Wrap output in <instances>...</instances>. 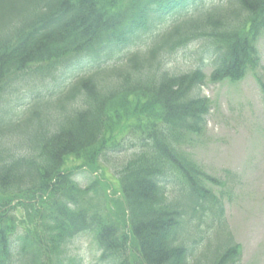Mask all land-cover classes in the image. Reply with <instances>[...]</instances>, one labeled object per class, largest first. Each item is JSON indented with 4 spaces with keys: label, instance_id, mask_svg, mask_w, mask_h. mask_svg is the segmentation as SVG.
I'll list each match as a JSON object with an SVG mask.
<instances>
[{
    "label": "trees",
    "instance_id": "trees-1",
    "mask_svg": "<svg viewBox=\"0 0 264 264\" xmlns=\"http://www.w3.org/2000/svg\"><path fill=\"white\" fill-rule=\"evenodd\" d=\"M261 36L264 0H0V264H69L63 246L88 231L103 264H240L210 187L222 182L182 147L212 109L203 85L256 74ZM199 42L193 69L166 68ZM18 76L39 84L21 114ZM124 131L138 151L117 173L114 223L100 210L109 184L71 177L103 171ZM16 140L30 154L16 158ZM19 209L28 223L13 241Z\"/></svg>",
    "mask_w": 264,
    "mask_h": 264
},
{
    "label": "rangeland",
    "instance_id": "rangeland-1",
    "mask_svg": "<svg viewBox=\"0 0 264 264\" xmlns=\"http://www.w3.org/2000/svg\"><path fill=\"white\" fill-rule=\"evenodd\" d=\"M201 43L179 50L176 56L168 55L164 65L170 72H189L198 65L197 56L204 47ZM142 49L139 47V50ZM257 50L261 63L256 74L248 73L243 80L234 83L206 82L203 85L201 95L210 99L212 109L206 116L202 134L191 140L188 138L182 147L183 152L203 172L222 182L221 186L210 187H213L215 195L223 199V220L232 240L240 246V264H264V102L257 82L260 79L264 84V36L259 38ZM204 72L209 77L210 67L207 66ZM12 81V85H17L12 100L22 105L19 109L15 108V113L21 114L31 95L37 92L39 84L28 76H18ZM53 117L50 112L49 120L43 115V123L48 122L42 125H49ZM35 124L30 134L39 128L37 121ZM122 138H119L117 151L107 153L99 161L103 171L82 169L71 177L81 181V187L94 183L96 177L109 184L110 188L105 189L109 199H101L100 210L104 216L113 218L114 223L121 217L118 210L120 191L117 173L138 151L137 147L134 148L136 137L133 134L124 131ZM8 148L16 158L32 151L28 145L23 146V140L9 143ZM88 198L98 204V197L94 193H89ZM14 218L16 237L26 232L28 217L23 209H19ZM63 247L66 251L61 254V258H64L63 261H66L65 258L71 260L69 264L79 261L82 264H103L99 260L100 251L95 237L90 231Z\"/></svg>",
    "mask_w": 264,
    "mask_h": 264
}]
</instances>
